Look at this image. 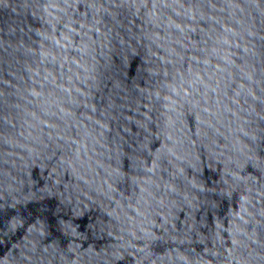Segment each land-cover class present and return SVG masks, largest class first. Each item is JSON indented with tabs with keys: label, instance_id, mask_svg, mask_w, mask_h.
Returning <instances> with one entry per match:
<instances>
[{
	"label": "water",
	"instance_id": "95a60500",
	"mask_svg": "<svg viewBox=\"0 0 264 264\" xmlns=\"http://www.w3.org/2000/svg\"><path fill=\"white\" fill-rule=\"evenodd\" d=\"M0 264H264V0H0Z\"/></svg>",
	"mask_w": 264,
	"mask_h": 264
}]
</instances>
